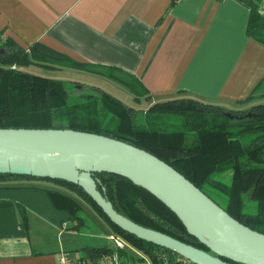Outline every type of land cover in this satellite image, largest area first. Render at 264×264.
<instances>
[{
  "label": "trees",
  "instance_id": "trees-1",
  "mask_svg": "<svg viewBox=\"0 0 264 264\" xmlns=\"http://www.w3.org/2000/svg\"><path fill=\"white\" fill-rule=\"evenodd\" d=\"M237 1L249 10L246 36L264 46V14L260 13L264 0ZM27 67L92 72L96 68L76 63L38 43L23 49L0 31V129H67L131 145L173 168L240 224L264 234V78L236 105L241 108L256 100L263 101L249 110L232 111L178 98L151 104L143 113H136L104 91L20 70ZM101 70L110 73H101L108 80L122 84L135 103L150 101L148 91L137 79L121 73L129 83L121 82L113 76L115 69ZM93 179L104 199L124 218L208 252L147 191L108 173L94 174ZM10 181L52 185L53 188L39 189L54 208L69 215L75 230L83 222L80 214L87 203L107 222L115 236L141 251L151 264H188L175 254L118 229L75 185L0 175V182ZM81 251V261L86 259L96 264L114 249L87 246ZM117 252L124 258L127 251L117 249Z\"/></svg>",
  "mask_w": 264,
  "mask_h": 264
},
{
  "label": "crops",
  "instance_id": "crops-1",
  "mask_svg": "<svg viewBox=\"0 0 264 264\" xmlns=\"http://www.w3.org/2000/svg\"><path fill=\"white\" fill-rule=\"evenodd\" d=\"M248 17L237 0H0L5 37L96 67L50 71V79H94L84 83L97 87L108 79L101 69H115V78L142 84L149 105L189 98L231 110L246 99L264 78V46L246 36ZM39 187L53 188L0 182V264H59L60 254L92 264L81 261L83 247L114 249L107 225L82 214L73 229Z\"/></svg>",
  "mask_w": 264,
  "mask_h": 264
},
{
  "label": "water",
  "instance_id": "water-1",
  "mask_svg": "<svg viewBox=\"0 0 264 264\" xmlns=\"http://www.w3.org/2000/svg\"><path fill=\"white\" fill-rule=\"evenodd\" d=\"M99 173L121 177L147 191L208 252L118 214L97 189L93 175ZM0 175L75 185L118 229L190 264H264V234L233 219L157 157L123 142L67 129H0Z\"/></svg>",
  "mask_w": 264,
  "mask_h": 264
},
{
  "label": "rangeland",
  "instance_id": "rangeland-1",
  "mask_svg": "<svg viewBox=\"0 0 264 264\" xmlns=\"http://www.w3.org/2000/svg\"><path fill=\"white\" fill-rule=\"evenodd\" d=\"M14 69H16V68H14ZM63 69H65V68H63ZM20 70L23 71V72H27V73H31V74H37V75L45 76V77H48V76L52 75V73H50V71H44V70H41V69L38 70V69H34L33 67L21 68ZM52 72H54V71H52ZM102 72L106 73V74H110L106 70H102ZM72 76L73 75L71 74L70 78H74ZM117 79H119L121 82L129 83V81L125 77H117ZM53 80L81 83V85H86L85 83L94 81V79H53ZM97 84H98L97 87L90 86V85L89 86L86 85V86H88L90 88H96L97 90H101L102 89L101 91L104 90L106 93H108V94L112 95L113 97L117 98L118 100H120L121 103L126 105L128 108L133 109L136 113H143L147 109V107L149 105L148 103H146L144 101H142L140 104L135 103L133 101V98H131V95L122 86V84L116 83L115 81H111V80H108V79H98V83ZM261 103H263V101L256 100V101H254L252 104H250L248 106H244V107H241V108L235 106L234 108H230V109L232 111H239V110L243 111L244 109L249 110L251 106L257 105V104H261ZM204 105H207V104H204ZM241 109H243V110H241ZM83 206H84L85 214L84 213H82V214H83V216H85L84 218H85L86 222H87V217H89V219L96 218L97 220L103 222L108 227L107 222L97 213V211L92 206H90L87 203H84ZM80 217H81V214H80ZM89 227H93V226H89ZM126 245H127V248H126L125 251H127L128 254H125L124 258L129 257L131 259V258L135 257L136 254H138V255H141L145 260L148 261V258L146 256H144L141 251H139L138 249L133 248L132 246H129L128 244H126ZM140 260H142V259H140Z\"/></svg>",
  "mask_w": 264,
  "mask_h": 264
},
{
  "label": "built area",
  "instance_id": "built-area-1",
  "mask_svg": "<svg viewBox=\"0 0 264 264\" xmlns=\"http://www.w3.org/2000/svg\"><path fill=\"white\" fill-rule=\"evenodd\" d=\"M260 13L264 14V7L261 8ZM12 69H14V67ZM108 239L114 243V251L110 254H106L100 257V259L97 261L96 264H151L149 261L145 260L141 255L138 254H136L135 257L131 259L121 257L118 254L117 249L125 250L127 248V245L119 237L115 235L108 237ZM58 263L68 264L69 260L67 256H65L64 254H60L58 256ZM187 263L190 264L189 262ZM80 264H86V263L81 262Z\"/></svg>",
  "mask_w": 264,
  "mask_h": 264
}]
</instances>
